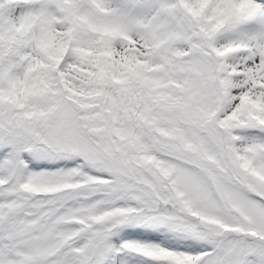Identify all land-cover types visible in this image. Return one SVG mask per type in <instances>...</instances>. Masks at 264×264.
Instances as JSON below:
<instances>
[{"label":"snow or ice","instance_id":"obj_1","mask_svg":"<svg viewBox=\"0 0 264 264\" xmlns=\"http://www.w3.org/2000/svg\"><path fill=\"white\" fill-rule=\"evenodd\" d=\"M0 264H264V0H0Z\"/></svg>","mask_w":264,"mask_h":264}]
</instances>
